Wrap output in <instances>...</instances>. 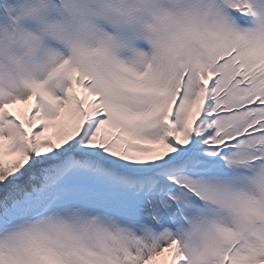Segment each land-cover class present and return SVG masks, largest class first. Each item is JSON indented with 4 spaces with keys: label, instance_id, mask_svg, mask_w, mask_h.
Segmentation results:
<instances>
[{
    "label": "snow or ice",
    "instance_id": "obj_1",
    "mask_svg": "<svg viewBox=\"0 0 264 264\" xmlns=\"http://www.w3.org/2000/svg\"><path fill=\"white\" fill-rule=\"evenodd\" d=\"M128 71L0 95V264H264V64Z\"/></svg>",
    "mask_w": 264,
    "mask_h": 264
},
{
    "label": "clouds",
    "instance_id": "obj_2",
    "mask_svg": "<svg viewBox=\"0 0 264 264\" xmlns=\"http://www.w3.org/2000/svg\"><path fill=\"white\" fill-rule=\"evenodd\" d=\"M226 24L211 0H0V95L57 96L73 70L111 95L117 77L156 66L188 70L230 49L264 64V0ZM137 37L135 52L110 40Z\"/></svg>",
    "mask_w": 264,
    "mask_h": 264
}]
</instances>
